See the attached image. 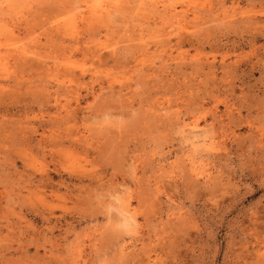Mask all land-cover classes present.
<instances>
[{"label":"rangeland","instance_id":"rangeland-1","mask_svg":"<svg viewBox=\"0 0 264 264\" xmlns=\"http://www.w3.org/2000/svg\"><path fill=\"white\" fill-rule=\"evenodd\" d=\"M0 264H264V0H0Z\"/></svg>","mask_w":264,"mask_h":264},{"label":"bare ground","instance_id":"bare-ground-1","mask_svg":"<svg viewBox=\"0 0 264 264\" xmlns=\"http://www.w3.org/2000/svg\"><path fill=\"white\" fill-rule=\"evenodd\" d=\"M96 10H97V9H95V8H94V10H91V15H92V16H97V18H98V16L100 17L101 14H102L104 11H105L106 13L109 12V9H107V8H106V9H103V10L100 9L99 12H98V10H97V11H96ZM104 17H105V16H104ZM91 48H93V47H91ZM160 109H162V108H160ZM197 127H198L197 123H194L193 128L196 129ZM188 128H190V127H188ZM195 129H193V130H195ZM196 131H198V130L196 129ZM190 132L192 133L193 131L190 129ZM195 133H196V132L194 131L193 134H195ZM196 138H197V137H196ZM196 138H195V139H196ZM197 139H198V138H197ZM193 140H194V139H193ZM201 141H202V140H201ZM203 141L206 142V140H203ZM197 167H198V166H197ZM125 211H127V210H125Z\"/></svg>","mask_w":264,"mask_h":264}]
</instances>
